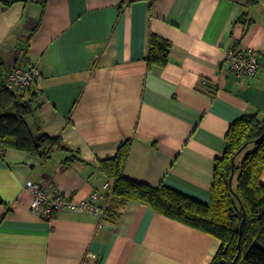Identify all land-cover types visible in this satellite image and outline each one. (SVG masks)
I'll list each match as a JSON object with an SVG mask.
<instances>
[{
  "label": "crops",
  "instance_id": "1",
  "mask_svg": "<svg viewBox=\"0 0 264 264\" xmlns=\"http://www.w3.org/2000/svg\"><path fill=\"white\" fill-rule=\"evenodd\" d=\"M40 8L37 0L0 2V61L6 67L26 53L41 73L29 90L38 107L29 124L81 161L63 163L60 150L41 160L4 149L0 264H210L220 241L144 203L127 202L115 224L90 208L44 220L29 210L25 184L87 201L113 184L97 161L130 141L125 177L209 204L230 125L243 114L264 116V0H46L28 39ZM151 35L171 45L163 67L147 66ZM247 51L258 55L252 78L236 75L227 59ZM95 206L104 208L102 197Z\"/></svg>",
  "mask_w": 264,
  "mask_h": 264
},
{
  "label": "trees",
  "instance_id": "2",
  "mask_svg": "<svg viewBox=\"0 0 264 264\" xmlns=\"http://www.w3.org/2000/svg\"><path fill=\"white\" fill-rule=\"evenodd\" d=\"M20 1L23 0H0L4 8ZM45 1L37 0L41 8L28 39L40 25ZM258 1L247 0V5ZM244 18L245 14L239 20ZM170 47L168 41L151 35L147 66L163 67ZM21 59L29 62L26 53ZM4 77L5 66L0 61V156L5 148L11 147L46 160L52 152L60 150L68 154L63 163L81 161L59 137L49 136L39 126L29 124L38 109L34 94L12 93L4 85ZM226 141L222 157L216 160L209 204L165 185L152 187L125 177L123 165L130 141L123 142L113 158L97 161L99 175L113 181L103 219L115 224L127 202H141L172 221L220 241L210 264H264V186L259 184L264 169V116L243 114L230 125Z\"/></svg>",
  "mask_w": 264,
  "mask_h": 264
},
{
  "label": "built area",
  "instance_id": "3",
  "mask_svg": "<svg viewBox=\"0 0 264 264\" xmlns=\"http://www.w3.org/2000/svg\"><path fill=\"white\" fill-rule=\"evenodd\" d=\"M257 56L254 51L229 52L227 59L231 70L236 75L252 78L259 66ZM40 79L41 73L38 68L30 62L25 63L21 58L5 67L4 85L12 93H25ZM1 148L0 144V152ZM25 188L32 196L29 206L31 213L41 219L50 220L53 213L60 210L90 208L95 213L103 215V209L96 207L95 203L102 197L104 205H106L108 198L111 196L112 183L107 180L101 185L102 193L94 191L87 201L80 203L58 193L48 197L46 188L32 181H27Z\"/></svg>",
  "mask_w": 264,
  "mask_h": 264
},
{
  "label": "water",
  "instance_id": "4",
  "mask_svg": "<svg viewBox=\"0 0 264 264\" xmlns=\"http://www.w3.org/2000/svg\"><path fill=\"white\" fill-rule=\"evenodd\" d=\"M232 175L229 178V185H231Z\"/></svg>",
  "mask_w": 264,
  "mask_h": 264
}]
</instances>
